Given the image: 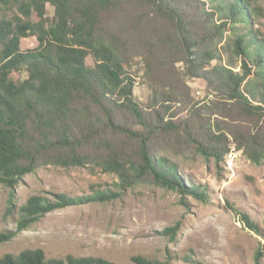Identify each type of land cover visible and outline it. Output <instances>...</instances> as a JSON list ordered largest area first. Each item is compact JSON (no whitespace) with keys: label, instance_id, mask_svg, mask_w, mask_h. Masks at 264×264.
I'll use <instances>...</instances> for the list:
<instances>
[{"label":"trees","instance_id":"obj_1","mask_svg":"<svg viewBox=\"0 0 264 264\" xmlns=\"http://www.w3.org/2000/svg\"><path fill=\"white\" fill-rule=\"evenodd\" d=\"M1 1L9 5L12 0ZM15 2L20 14L0 18V183L11 189L9 207L15 204V188L22 177L46 164L85 167L94 163L103 171L116 174L120 189L150 175L154 184L175 190L183 197L207 199L206 189L188 185L176 164H171L165 156H153L152 139L170 137L183 129L184 134L176 136L178 140L188 142L206 158L220 160L229 152L224 145L226 132L219 125H216L218 133L211 124L190 125L189 119L182 123L165 121L161 111H168L170 103L176 102L171 89L159 92L149 117L146 116L134 98V80L125 69L129 57L138 51L144 56L147 73L161 84L167 78L163 71L182 62L187 77L201 78L226 101H235L253 126L243 131V126L235 123L228 132L250 160L258 162L264 158V132L260 124L264 118V75L259 72L255 76L253 72V68L261 67L263 59L251 57L247 35L235 27L240 23V13L246 11L242 0H234L222 10L214 5L221 14L219 21L202 0ZM47 4L54 7L52 18L47 16ZM127 9L138 11L119 23V15L130 12ZM111 14L116 15L114 20ZM34 15L38 21L33 19ZM150 17L162 18L166 24L145 34L142 41L133 38L135 31L146 29L144 21ZM29 36H35L39 44L35 49L23 51L21 41ZM223 40L226 44L220 46ZM228 46L239 58L243 73L236 72L232 64L209 67L213 60L222 59L220 50ZM88 56L94 59V66L87 65ZM21 68L29 76L18 83L11 74ZM132 121L142 130L132 127ZM123 138L128 140L124 142ZM131 140L138 142V163L126 152ZM119 196L114 190L99 191L85 198L60 193L54 200L33 195L20 206L17 228L0 231V244L10 241L51 211L91 201H110ZM241 219L248 228L259 231L247 214L242 213ZM176 229L177 225L171 226L162 233L173 237ZM261 255L259 250L257 258ZM133 261L167 264L143 256H135ZM0 264L117 263L91 256L50 259L38 248L17 255L7 253L0 258Z\"/></svg>","mask_w":264,"mask_h":264},{"label":"rangeland","instance_id":"obj_2","mask_svg":"<svg viewBox=\"0 0 264 264\" xmlns=\"http://www.w3.org/2000/svg\"><path fill=\"white\" fill-rule=\"evenodd\" d=\"M202 1L206 9L215 12V20L219 21L221 14L214 5L222 10L234 0ZM242 1L246 11L240 13V23L235 27L247 35L251 57L263 59L261 67L253 68L255 76L259 72L264 75V0ZM127 10L130 12L119 15V23L126 22L130 14L138 11ZM15 14H20L15 0L9 5L0 0V18H11ZM47 16H54V7L50 4H47ZM115 18L116 15L111 14V19ZM33 19L38 21L36 15ZM163 24H166L164 19L150 17L144 21L146 29L135 31L133 38L142 41L145 34L159 30ZM38 44L35 36H29L22 39L21 48L27 51L35 49ZM225 44L226 40H223L220 46ZM1 49L0 44V52ZM141 51L144 52L143 49ZM220 54L222 59L213 60L210 68L232 64L236 72L243 73L239 58L229 46L222 47ZM86 62L89 66L95 65L91 56ZM125 69L134 80V98L146 116L149 117L159 92L171 89L176 102L170 103L168 111H161L165 121L182 123L189 119L190 125L203 123L208 127L211 124L216 132V125H219L221 131L226 132L224 145L229 152L224 153L220 160L206 158L188 142L178 140L176 136L184 134L183 129L170 137L164 135L152 139L153 156H165L171 164H176L188 185L206 189L207 199L203 201L190 195L183 197L175 190L154 184L150 175H145L131 187L120 189L119 177L103 171L94 163L85 167L42 165L23 176L16 185L12 207H9L11 189L0 183V231L17 228L20 206L33 195L54 200L60 193L85 198L99 191L114 190L120 196L105 202L75 204L45 214L13 239L0 244V258L7 253L17 255L26 249L40 248L50 259L67 255L91 256L117 264H136L133 261L135 256L158 259L167 264H264V158L258 162L250 160L243 149L237 148L235 138L228 132L235 123L242 125L243 131L251 128L250 117L237 107L235 101H226L228 99L225 100L223 95L209 88L205 80L187 77L182 62L163 71L167 78L162 84L147 73L140 51L132 53ZM11 76L20 83L29 74L21 68ZM250 77L253 79V75ZM260 124L264 132V118ZM130 125L142 130L133 121ZM127 140L123 138L124 142ZM133 141H129L126 152L138 163V142ZM242 213L258 225L259 231L251 230L243 223ZM176 225L173 237L162 233L165 228ZM259 250H262V255L258 259Z\"/></svg>","mask_w":264,"mask_h":264}]
</instances>
